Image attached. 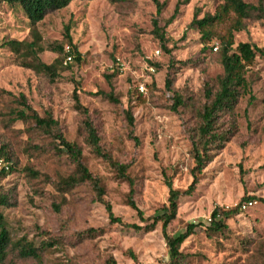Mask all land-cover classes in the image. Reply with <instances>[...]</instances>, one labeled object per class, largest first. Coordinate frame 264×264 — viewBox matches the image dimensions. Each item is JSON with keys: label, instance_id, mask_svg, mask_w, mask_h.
Wrapping results in <instances>:
<instances>
[{"label": "rangeland", "instance_id": "obj_1", "mask_svg": "<svg viewBox=\"0 0 264 264\" xmlns=\"http://www.w3.org/2000/svg\"><path fill=\"white\" fill-rule=\"evenodd\" d=\"M158 1L163 4L159 12L152 0H74L47 13L36 25L43 47L40 59L53 62L58 53L50 48L57 44L80 55L67 64L62 57L54 79L22 66L8 47H0V150L13 163L0 180V193L9 196L8 205H0L11 239L4 264L167 262L169 250L160 223L149 232L124 225L144 224L127 204L131 186L85 142L84 115L75 107L74 97L76 93L88 110L103 150L127 165L132 199L145 218L168 205L167 180L180 192L188 188L194 165L191 133L205 101V85L215 90L223 73L219 41L213 38L205 45L199 30L189 24L195 14L198 18L212 14L220 1ZM178 2V13L165 25ZM154 19L164 31V45L154 34ZM244 24L234 32L233 48L240 42L264 48V17L252 13ZM10 39L31 41V26L18 7L1 3L0 44ZM168 74L173 78L171 89L165 87ZM245 78L250 91H241L234 111L224 117L235 122V133L199 174L192 192L179 195L177 214L167 232L175 237L187 223H207L216 206L235 208L243 198H250L246 200L252 206L221 217L226 224L221 233L197 228L181 247L184 264H264L263 57L256 55L245 68ZM101 92H112L118 101ZM175 94L183 97V104L172 109ZM20 95L39 116L50 113L63 136L80 147L83 163L100 179L104 200L123 224L109 223L89 182L71 187L61 183L76 174L75 164L60 151L53 131L16 117ZM90 227L104 232L79 235ZM20 238L36 246L56 243L40 249L38 262L18 256L14 243Z\"/></svg>", "mask_w": 264, "mask_h": 264}, {"label": "trees", "instance_id": "obj_2", "mask_svg": "<svg viewBox=\"0 0 264 264\" xmlns=\"http://www.w3.org/2000/svg\"><path fill=\"white\" fill-rule=\"evenodd\" d=\"M74 0H0V4L4 3L10 6L18 7L28 19L31 26V41L10 39L2 42L0 47H8L20 61L24 67L32 69L37 73H43L54 79L57 76V71L62 63V57L65 58L66 52L64 46L57 44L51 46V50L58 53V56L51 63L43 62L39 57V52L43 50L41 46V35L37 29V23L41 21L44 16L52 11L59 10L66 7ZM157 6V12L160 11L161 4L158 0H152ZM189 0H182L186 3ZM220 2L212 14H204L198 18L195 14L189 26L195 27L200 32V38L206 45L211 39L216 38L219 41L220 48V63L223 69L222 75L217 79V88L213 90L209 83H206L204 93L205 101L198 112V124L195 130L191 133V157L193 160V167L191 168L192 181L185 191L180 192L172 187L170 180H167L168 186V205L162 206L157 214H153L145 218L142 211L138 208L135 201L132 199V179L126 174L127 165L116 162L111 155L105 152L100 144V138L97 128L89 116L88 110L79 103L76 93L75 107L79 109L84 115L83 128L85 130V142L90 146L94 155L104 159L112 165L117 171L118 175L129 181L131 186L127 204L136 211L138 218L144 222L143 225L124 224L127 227H132L137 231L149 232L155 229L156 225L160 223L161 231L169 250L168 260L165 264H184L183 253L181 247L186 239L195 233L196 229L206 231L209 234L221 233L226 224L220 218H228L232 214L237 213L240 209V204L235 208H223L216 206L210 215V220L190 222L187 223L183 232L177 236H171L167 232L168 224L176 217L178 208V197L183 193H191L196 183L198 182L199 174L212 160L216 153L224 147L225 143L235 133V122L225 120L224 117L232 114L235 106L238 103L241 91H250L249 84L245 78V68L251 65L256 57L259 55L264 58V48L255 46L249 42H240L235 48L234 32L244 29V20L252 13L258 17H264V4L262 0H258V4L253 5L243 0H219ZM178 2L174 13L165 22V25L173 21L178 13ZM154 34L164 45L165 37L164 31L158 26V21L153 20ZM65 35L69 43L71 37L69 36V27L65 26ZM165 47V46H164ZM75 59H79V53L75 50L70 51ZM62 55V56H61ZM173 85V78L170 74L165 79V87L171 89ZM103 97L110 101L117 102L118 99L112 94L102 93ZM19 104L21 108L15 111L16 117L19 119H32L36 126L48 131H53L54 139L58 141L60 151L66 153L75 164L76 174L69 175L61 180V183L67 187L82 182H89L96 191L97 201L104 204L109 223L123 224L121 219L114 215L112 207L109 202L104 200V188L100 184V179L93 175L82 161V152L79 146L74 142L68 141L63 134L57 129L58 122L54 120L50 113L41 117L38 113L26 102L23 95L19 97ZM183 104V97L180 94L173 96L172 109ZM126 117L130 125H132V116L127 111ZM5 152L0 150V157L7 159L10 162V170L13 169V163L9 156H4ZM6 172H0V180ZM250 199V198H246ZM243 198L245 202L247 201ZM264 203V199L262 200ZM241 202V203H242ZM9 196L0 193V205H8ZM104 232L103 228H87L79 232V235L86 237H94ZM84 237V236H83ZM56 242L53 240L44 241L40 246H36L26 238H20L14 243V248L21 258H34L40 262V249L53 247ZM11 246L10 234L7 229L6 221L3 214L0 212V264H4L5 259ZM135 261V256H132ZM62 264V263H57ZM105 264H116L113 259L107 260Z\"/></svg>", "mask_w": 264, "mask_h": 264}, {"label": "built area", "instance_id": "obj_3", "mask_svg": "<svg viewBox=\"0 0 264 264\" xmlns=\"http://www.w3.org/2000/svg\"><path fill=\"white\" fill-rule=\"evenodd\" d=\"M217 47L214 48L216 50ZM66 56L64 58V64H67L72 61L73 55L70 53V46L65 47ZM141 90L144 89L143 85L139 87ZM10 170V162L3 157H0V172H8ZM250 206H252V201H245L240 204L241 210H247Z\"/></svg>", "mask_w": 264, "mask_h": 264}]
</instances>
